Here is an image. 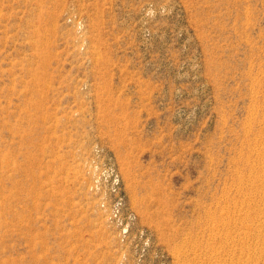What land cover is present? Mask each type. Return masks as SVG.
<instances>
[{
    "label": "rangeland",
    "instance_id": "rangeland-1",
    "mask_svg": "<svg viewBox=\"0 0 264 264\" xmlns=\"http://www.w3.org/2000/svg\"><path fill=\"white\" fill-rule=\"evenodd\" d=\"M0 264H264V0H0Z\"/></svg>",
    "mask_w": 264,
    "mask_h": 264
}]
</instances>
